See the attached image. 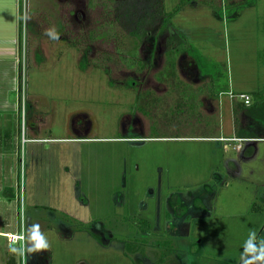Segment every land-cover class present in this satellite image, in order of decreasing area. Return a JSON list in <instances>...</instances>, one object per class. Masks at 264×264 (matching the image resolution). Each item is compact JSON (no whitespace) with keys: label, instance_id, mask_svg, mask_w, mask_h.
I'll return each mask as SVG.
<instances>
[{"label":"rangeland","instance_id":"374dc122","mask_svg":"<svg viewBox=\"0 0 264 264\" xmlns=\"http://www.w3.org/2000/svg\"><path fill=\"white\" fill-rule=\"evenodd\" d=\"M159 1L12 0L0 11V164L12 166L0 169V231L17 234L0 235V261L31 224L49 242L36 264H151L163 241L156 264H240L249 231L264 239V141L236 152L208 138L235 116L229 90L259 92L248 114L264 118V0ZM133 49L130 70L119 53ZM168 54L173 80L159 75ZM148 92L157 100L138 111ZM59 222L70 229L57 235ZM137 243L155 259L144 249L151 262L134 261Z\"/></svg>","mask_w":264,"mask_h":264},{"label":"crops","instance_id":"0c3cea01","mask_svg":"<svg viewBox=\"0 0 264 264\" xmlns=\"http://www.w3.org/2000/svg\"><path fill=\"white\" fill-rule=\"evenodd\" d=\"M198 1H206V0H198ZM239 0H234L233 3L237 2L238 3ZM12 5V0H0V11H2L5 7L9 8ZM181 9V8H180ZM179 9V10H180ZM4 23V18H0V24ZM264 93V90H261L260 92ZM228 92H231V90H229ZM227 92V93H228ZM233 92V91H232ZM224 91L222 92L221 90L217 93V96L211 93L212 96H215V98H217L218 103L220 104V100H219V96L223 95ZM235 93V92H233ZM238 93H246L250 96L251 98V102L249 105H244L241 101L237 100V99H230L229 101H227V109L229 110L228 112L230 113V115H232V117L234 116L233 120L230 121V117H228V119L226 120L227 124L222 125L221 127V131L219 132V134L217 136L214 137H208V138H212V139H217V141H228L232 143V147H235V151L240 152L243 148V146L245 144H250V143H255V142H262L264 141V125L263 124H259L257 121L254 120L252 115H249L246 113V108H248L250 105H252L255 102V98H256V94L253 91H242V92H238ZM261 100H264V94L260 97ZM5 103H3L4 105ZM264 104V102H263ZM243 106V107H242ZM262 120L264 121V118H262ZM241 133V134H240ZM206 139V137H204ZM9 139V138H8ZM203 139V138H201ZM7 143V142H6ZM239 148V149H237ZM4 152H1L0 154V163L2 160V158H4ZM5 159V158H4ZM6 160V159H5ZM4 162V161H3ZM3 165V167H2ZM0 164V169H5L6 170V176L8 173H10V168L11 163L9 161H5L4 164ZM1 185V183H0ZM1 190V187H0ZM3 193H5V191H3ZM6 194V193H5ZM4 194V196H5ZM0 235H2L3 237L5 235L7 236H13V235H17L15 232L11 233L9 231H0ZM1 236V237H2ZM5 256L1 258L0 264H19V260L17 258L16 255H13L9 252H7L6 250L3 251Z\"/></svg>","mask_w":264,"mask_h":264},{"label":"clouds","instance_id":"9594fccd","mask_svg":"<svg viewBox=\"0 0 264 264\" xmlns=\"http://www.w3.org/2000/svg\"><path fill=\"white\" fill-rule=\"evenodd\" d=\"M45 35L53 42L58 39L54 28L48 29ZM26 231V237L19 236L11 242L9 246L11 254L27 258L32 253L49 248L48 239L41 232L39 224L29 225ZM17 240L21 241L18 246ZM240 264H264V239H258L256 231H249L247 239L243 243Z\"/></svg>","mask_w":264,"mask_h":264},{"label":"trees","instance_id":"16d2710c","mask_svg":"<svg viewBox=\"0 0 264 264\" xmlns=\"http://www.w3.org/2000/svg\"><path fill=\"white\" fill-rule=\"evenodd\" d=\"M158 3H159V8L161 10V0ZM179 9L180 8L174 9V13H171L170 15H167V16L171 17V15L175 14L177 12V10H179ZM179 46L186 48L185 50H186L187 54L189 55V57H191V58H193L195 60V63L198 65V68L200 69L199 64L197 63V61L199 62L200 58H199V56H197V54L194 51V49L188 47V45L185 42V40H184V43L180 44ZM175 47H176V42H174L173 40H168V42L166 44V48H167V51H168L169 54L171 52L174 53V52L178 51V50H175ZM120 53H119V59H120L121 62H123V65L126 68L133 69V68L137 67V65H138V67L140 66L139 63H137V59H138L137 49H133V50L127 51L125 53H122V52H120ZM169 54L166 56V64L164 66V72L159 74V75L160 76L162 75L163 79L167 80V78H169V79L173 80L174 79V75H175L174 71H173L174 60L171 58V56ZM158 80L162 81V79L159 78V77H158ZM258 103L259 102H257L255 100V102L252 105H250L248 108H246V113L248 114V111L249 110L251 111V109L255 108V106H257ZM249 113H250L249 115L253 116L255 121H257L259 124H263L264 125V121L262 120L261 116L259 118L255 113H251V112H249ZM140 228H142V231L147 232L149 230V223L147 221H142Z\"/></svg>","mask_w":264,"mask_h":264},{"label":"flooded vegetation","instance_id":"af4514ba","mask_svg":"<svg viewBox=\"0 0 264 264\" xmlns=\"http://www.w3.org/2000/svg\"><path fill=\"white\" fill-rule=\"evenodd\" d=\"M131 70V69H130ZM133 84V83H132ZM150 90H152L151 92H153V90L154 89H150ZM145 93L144 95H142V97L140 98H135V100H134V104L136 105V107H137V105H138V103L143 107L142 109H137L138 111L140 110L141 112L142 111H144V109H145V107H147V106H149L150 105V103L152 102H154V100H157V98H155V97H153L152 96V94L153 93ZM143 104V105H142ZM145 111H146V109H145ZM144 111V112H145ZM79 117L81 118H85L84 116H80L79 114L78 115H76V116H74L73 117V119H72V121H71V131L73 132V134L74 135H76V136H79L80 134H81V130L79 129V128H77V127H79L78 126V124H75L76 123V121L79 119ZM75 125H77V127H74ZM88 130H86L85 129V132L84 133H88L87 132ZM130 134H132V133H130ZM137 133H135V135H136ZM127 136V135H126ZM126 139H131V138H128V137H125L124 138V140H126ZM56 225H55V231H56V234L58 235V234H60L61 233V231L63 232V231H67L68 229H70L65 223H63V222H59V223H55ZM167 230V231H166ZM166 230H165V232L166 233H168V232H170L171 231V229H167L166 228ZM60 232V233H59ZM145 233V232H144ZM165 233V234H166ZM24 236V235H23ZM26 237V236H25ZM59 237V236H58ZM166 241H163V242H161V243H158L156 246H157V257H156V262H152L151 264H156L157 263V260H160L161 261V256L159 255V249H163L164 248V244H162V243H165ZM150 244H152V243H149V244H145V245H143V244H141V246L142 247H139L140 246V243H137L136 244V247L135 248H133V250H134V256H133V258H134V261H136L137 263H139L140 261H142L143 262V260L145 261V260H147L148 262H151L150 261V258H145V257H143V255H142V253H143V250L144 249H147V253H146V255L149 257H152L153 259H155L154 258V253H152L151 254V252H150V250H152V245H150ZM160 244H162V246L160 245ZM171 244V243H170ZM138 245V246H137ZM163 247V248H162ZM44 252V251H46V252H49L48 251V249H46V250H41L40 252ZM37 254V253H36ZM36 254L35 253H32V254H30L27 258H26V264H36V263H38V259H37V256H36ZM124 254V253H123ZM127 258H129V256L125 253L124 254ZM171 257V256H170ZM169 257V258H170ZM164 260H165V258H163ZM163 260V261H164ZM162 263H164V262H162ZM166 263V262H165ZM150 264V263H149Z\"/></svg>","mask_w":264,"mask_h":264},{"label":"built area","instance_id":"2783aa9c","mask_svg":"<svg viewBox=\"0 0 264 264\" xmlns=\"http://www.w3.org/2000/svg\"><path fill=\"white\" fill-rule=\"evenodd\" d=\"M229 98L230 99H237L241 101L244 105H249L251 102V98L248 94L246 93H238V94H233L231 92H228Z\"/></svg>","mask_w":264,"mask_h":264},{"label":"bare ground","instance_id":"6f19581e","mask_svg":"<svg viewBox=\"0 0 264 264\" xmlns=\"http://www.w3.org/2000/svg\"><path fill=\"white\" fill-rule=\"evenodd\" d=\"M7 236V235H6Z\"/></svg>","mask_w":264,"mask_h":264}]
</instances>
